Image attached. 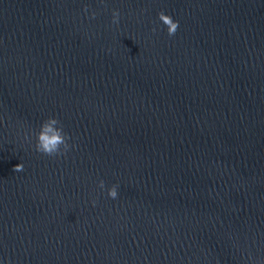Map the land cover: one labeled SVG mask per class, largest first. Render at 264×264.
<instances>
[{
    "label": "water",
    "instance_id": "1",
    "mask_svg": "<svg viewBox=\"0 0 264 264\" xmlns=\"http://www.w3.org/2000/svg\"><path fill=\"white\" fill-rule=\"evenodd\" d=\"M0 264H264V0H0Z\"/></svg>",
    "mask_w": 264,
    "mask_h": 264
},
{
    "label": "clouds",
    "instance_id": "2",
    "mask_svg": "<svg viewBox=\"0 0 264 264\" xmlns=\"http://www.w3.org/2000/svg\"><path fill=\"white\" fill-rule=\"evenodd\" d=\"M88 12L87 6L83 9ZM89 15L94 18L96 13L93 11ZM158 19L166 26L167 34L171 37L173 36L179 26V22L174 20L170 15L165 14L163 11L157 13ZM120 13L117 9H112V24H119ZM155 31V29H153ZM35 151L48 156L56 157L63 155L67 152L70 145L68 140L70 139L68 133L63 130V125L55 116L47 117L40 124L39 131L35 133ZM14 172H21L24 170V165L19 163L14 166ZM98 185L101 189L105 188V183L103 180L98 181ZM107 194L110 198L116 199L118 196V186L112 185L108 187ZM95 205L96 201H92Z\"/></svg>",
    "mask_w": 264,
    "mask_h": 264
}]
</instances>
